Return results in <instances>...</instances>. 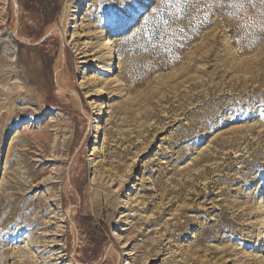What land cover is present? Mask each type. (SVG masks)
Segmentation results:
<instances>
[{
  "label": "rangeland",
  "instance_id": "1",
  "mask_svg": "<svg viewBox=\"0 0 264 264\" xmlns=\"http://www.w3.org/2000/svg\"><path fill=\"white\" fill-rule=\"evenodd\" d=\"M228 2L0 0V264H264V4Z\"/></svg>",
  "mask_w": 264,
  "mask_h": 264
},
{
  "label": "snow or ice",
  "instance_id": "2",
  "mask_svg": "<svg viewBox=\"0 0 264 264\" xmlns=\"http://www.w3.org/2000/svg\"><path fill=\"white\" fill-rule=\"evenodd\" d=\"M194 2V0H193ZM245 2L248 4V5H251V6H255V0H229L228 2V7H232V6H237V7H245ZM260 3L261 4H264V0H260ZM116 26L119 28V27H122V22L120 21H116Z\"/></svg>",
  "mask_w": 264,
  "mask_h": 264
},
{
  "label": "bare ground",
  "instance_id": "3",
  "mask_svg": "<svg viewBox=\"0 0 264 264\" xmlns=\"http://www.w3.org/2000/svg\"><path fill=\"white\" fill-rule=\"evenodd\" d=\"M111 57L113 58V53H111ZM114 67H116V65L114 64V62H111L110 68H114ZM99 93H103V91L99 90Z\"/></svg>",
  "mask_w": 264,
  "mask_h": 264
}]
</instances>
